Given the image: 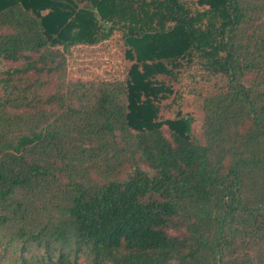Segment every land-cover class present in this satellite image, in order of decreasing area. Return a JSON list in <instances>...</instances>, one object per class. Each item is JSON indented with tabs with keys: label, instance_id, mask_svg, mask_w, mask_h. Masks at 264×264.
Masks as SVG:
<instances>
[{
	"label": "trees",
	"instance_id": "obj_1",
	"mask_svg": "<svg viewBox=\"0 0 264 264\" xmlns=\"http://www.w3.org/2000/svg\"><path fill=\"white\" fill-rule=\"evenodd\" d=\"M115 28L125 78H68ZM173 40L202 143L158 120ZM0 264H264V0H0Z\"/></svg>",
	"mask_w": 264,
	"mask_h": 264
},
{
	"label": "rangeland",
	"instance_id": "obj_2",
	"mask_svg": "<svg viewBox=\"0 0 264 264\" xmlns=\"http://www.w3.org/2000/svg\"><path fill=\"white\" fill-rule=\"evenodd\" d=\"M178 42L174 40L169 42L170 44L162 51H158L156 46H149L152 53L145 54L153 64L158 65L157 67L161 62L166 64L167 68H172L171 74L163 73L155 77L157 82L172 89L167 98L157 103L160 108L158 120L168 119L169 121L163 122V125L176 129H180L178 124H184V127L188 125L189 138L196 143H202V98L214 90L215 84L222 82L219 76L210 75L201 69L192 61L190 55H185L183 51L179 52ZM128 49L130 46L125 44L119 28L113 29L108 37L97 43L77 42L65 51L67 77L91 81L123 80L135 62V59L125 52ZM174 54L177 55L173 57ZM166 57L170 59H165ZM181 117L190 119L184 123Z\"/></svg>",
	"mask_w": 264,
	"mask_h": 264
}]
</instances>
